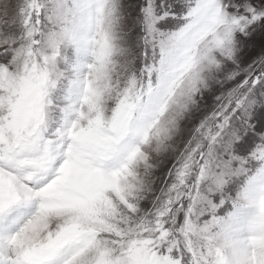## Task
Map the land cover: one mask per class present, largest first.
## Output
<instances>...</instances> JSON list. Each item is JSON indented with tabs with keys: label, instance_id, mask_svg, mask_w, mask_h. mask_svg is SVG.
Returning a JSON list of instances; mask_svg holds the SVG:
<instances>
[{
	"label": "snow or ice",
	"instance_id": "obj_1",
	"mask_svg": "<svg viewBox=\"0 0 264 264\" xmlns=\"http://www.w3.org/2000/svg\"><path fill=\"white\" fill-rule=\"evenodd\" d=\"M0 264H264V0H0Z\"/></svg>",
	"mask_w": 264,
	"mask_h": 264
}]
</instances>
